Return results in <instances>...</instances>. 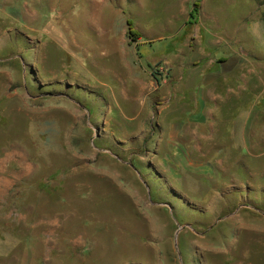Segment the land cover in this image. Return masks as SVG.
I'll use <instances>...</instances> for the list:
<instances>
[{
    "label": "rangeland",
    "instance_id": "obj_1",
    "mask_svg": "<svg viewBox=\"0 0 264 264\" xmlns=\"http://www.w3.org/2000/svg\"><path fill=\"white\" fill-rule=\"evenodd\" d=\"M0 264H264V0H0Z\"/></svg>",
    "mask_w": 264,
    "mask_h": 264
},
{
    "label": "trees",
    "instance_id": "obj_2",
    "mask_svg": "<svg viewBox=\"0 0 264 264\" xmlns=\"http://www.w3.org/2000/svg\"><path fill=\"white\" fill-rule=\"evenodd\" d=\"M193 11L196 12L195 9H194ZM131 26H132V25H131V22L129 21V29H130V31H132Z\"/></svg>",
    "mask_w": 264,
    "mask_h": 264
}]
</instances>
